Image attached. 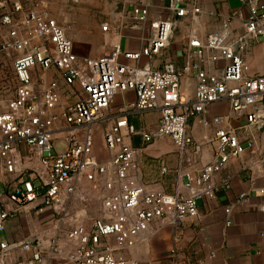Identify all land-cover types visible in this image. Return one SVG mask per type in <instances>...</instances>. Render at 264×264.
Segmentation results:
<instances>
[{
    "label": "built area",
    "instance_id": "obj_1",
    "mask_svg": "<svg viewBox=\"0 0 264 264\" xmlns=\"http://www.w3.org/2000/svg\"><path fill=\"white\" fill-rule=\"evenodd\" d=\"M50 1L0 0V55L10 52L16 81L13 96L0 111V232L11 216L32 205L38 213L48 209L55 220L51 252L57 250L60 234L75 242L66 264H135L122 256V249L132 246L156 218L175 226L196 217L199 199L213 198L228 186L216 176L231 159L252 149L255 131L264 129V73L251 74L245 57L252 42L264 41V0H243L247 15L234 14L240 20L234 30L230 17H225L203 42L189 41L190 47L199 48L204 63V67L194 65L196 86L190 100H181L179 93L189 65L180 69L170 62L160 67L148 62L133 66L121 57L136 61L160 57L178 19L199 12L196 0H167L165 10L155 14L151 13L155 1L165 0H139L131 19L148 31L141 49L123 50L114 43L96 57L75 53L65 29L49 11ZM101 29L107 31L109 23H102ZM219 61L222 65L212 71V64ZM47 70L54 74L41 86L39 80ZM127 90L134 91L135 101L111 111L114 95ZM218 101H227L231 111L243 115L249 132L240 139L233 129L217 128L208 138L213 142L211 160L181 184L187 193L146 190L140 185L132 175L140 149L125 138L139 134L149 143L169 137L180 152L198 150L189 133V119ZM155 109L159 117L151 128L137 130L128 120L132 114ZM101 125H105L103 144L110 152L105 162L94 153L93 128ZM259 191L264 194V188ZM245 195L240 193L239 198ZM94 199L99 207L89 216L78 205L83 209ZM20 246L31 254L16 264H41L46 248L36 236ZM8 247L6 241L0 242V264H5ZM171 254L175 264H195L175 247Z\"/></svg>",
    "mask_w": 264,
    "mask_h": 264
},
{
    "label": "crops",
    "instance_id": "obj_2",
    "mask_svg": "<svg viewBox=\"0 0 264 264\" xmlns=\"http://www.w3.org/2000/svg\"><path fill=\"white\" fill-rule=\"evenodd\" d=\"M138 1L125 0L127 5H124L120 13L114 14L106 32L94 20L88 22L87 27H80L79 34L63 27L73 43L75 53L79 57H96L114 43H118L123 50H140L148 31L141 25H135L131 19ZM155 2V7L151 8L152 14L165 10L164 6L168 3L167 0ZM196 6L198 13L178 19L169 45L160 57H142L139 61L121 57L122 62L133 66H143L148 62L154 67H160L165 62H170L180 69L189 65V71L180 79L181 100L193 98L196 86L194 65L204 67L197 51L199 48L190 47L189 41L198 39L203 42L205 35L216 31L225 17H230V26L234 30V27L240 26V20L234 18V14L240 13L245 17L247 12L243 0H196ZM53 17L60 19L59 15ZM78 22L82 23L79 19ZM208 54L207 51L204 53L206 56ZM245 57L251 74L264 73V41L252 42ZM5 59L10 60L12 65L11 57L1 54V67L6 63ZM212 65L213 71L214 66L220 67L222 63L219 61ZM53 74V70L43 71L44 79L39 80V84L44 85ZM135 99L132 90L118 93L112 98L111 111L116 112ZM158 117L159 111L155 109L132 114L128 120L140 130L153 127ZM215 117L219 118L218 122L213 120ZM202 119L207 120L208 124H203ZM245 123V117L231 111L227 101H218L207 105L202 113L189 119V133L199 146L198 150L187 148L180 152L169 137L149 143H144L139 134L126 137L125 142L140 149L136 156L137 167L132 175L146 190L174 193L181 189L187 193V190L181 188L182 182L186 177L195 175L212 158L213 142L208 138L213 136L217 128H225L235 130L241 139L250 130L244 128ZM255 136L257 140L254 147L231 159L216 176L218 182H226L228 186L221 187L213 198L198 200L196 217L181 220L175 226L166 219L156 218L148 230L140 233L132 246L122 249V256L135 264H175L171 254L175 247L179 255L188 256L195 264H264V194L259 191L264 188V174L255 171L262 159L264 133L257 131ZM94 153L100 162H105L110 157V152L103 144L102 132L100 139L95 140ZM85 184L93 186L89 182ZM240 193L246 195L239 198ZM94 195L97 193L94 192ZM98 204L97 201L95 205L99 207ZM78 206L89 215L91 205L83 209L81 205ZM227 207L230 208L229 213L225 211ZM31 211L38 214L37 219H26ZM226 221H230L229 224ZM54 234L55 220L51 211L46 209L38 213L32 205H26L22 212L7 220L4 231L0 232V242L6 241L9 245L4 263L26 261L31 253L24 251L20 243L30 236H36L46 248L41 264H66L68 251L75 242L60 234L57 250L51 252L49 243ZM107 242L114 244L112 238H108Z\"/></svg>",
    "mask_w": 264,
    "mask_h": 264
},
{
    "label": "rangeland",
    "instance_id": "obj_3",
    "mask_svg": "<svg viewBox=\"0 0 264 264\" xmlns=\"http://www.w3.org/2000/svg\"><path fill=\"white\" fill-rule=\"evenodd\" d=\"M125 3V0H83L80 3H60L59 1L51 0L48 8L52 16L56 17V15H59V21L56 18L55 19L62 27H68V31H73L79 34L78 31L81 29L80 27H87L88 22L90 23L93 20L97 21L100 26L104 22L110 24V20L115 17L114 14L120 13L123 10V7H125L124 5H127V3ZM78 19L82 22L81 24H78ZM9 53L10 52H5L3 54L7 55ZM0 77H2L0 79V111H4L6 109L7 101L13 96L16 85L10 60H6L4 66H0ZM104 127L105 125H101L100 128L96 126L93 128L95 140L100 139ZM260 131L261 133H264V129ZM256 133L257 131H255V134ZM58 145H60V141H58ZM97 201L98 200L94 199L90 204L92 207L90 208L89 216L97 213L98 206L95 205L97 204ZM90 205H88V207ZM37 215L38 214L31 211V214H29L26 219H37Z\"/></svg>",
    "mask_w": 264,
    "mask_h": 264
},
{
    "label": "water",
    "instance_id": "obj_4",
    "mask_svg": "<svg viewBox=\"0 0 264 264\" xmlns=\"http://www.w3.org/2000/svg\"><path fill=\"white\" fill-rule=\"evenodd\" d=\"M255 171L264 174V160L256 166Z\"/></svg>",
    "mask_w": 264,
    "mask_h": 264
}]
</instances>
